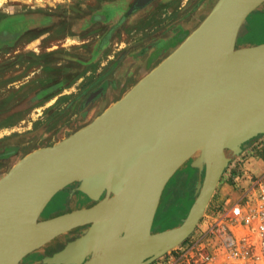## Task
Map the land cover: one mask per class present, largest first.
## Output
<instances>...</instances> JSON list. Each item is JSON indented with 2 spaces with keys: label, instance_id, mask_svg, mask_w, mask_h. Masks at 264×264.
Wrapping results in <instances>:
<instances>
[{
  "label": "water",
  "instance_id": "obj_1",
  "mask_svg": "<svg viewBox=\"0 0 264 264\" xmlns=\"http://www.w3.org/2000/svg\"><path fill=\"white\" fill-rule=\"evenodd\" d=\"M263 1L216 0L121 98L16 161L0 177V264H34L22 259L80 226H87L81 235L41 264H149L181 244L230 161L226 151L237 155L264 133V43L235 45L245 18ZM189 158L204 168L189 212L178 226L152 232L161 192ZM73 182L94 203L39 219Z\"/></svg>",
  "mask_w": 264,
  "mask_h": 264
},
{
  "label": "rangeland",
  "instance_id": "obj_2",
  "mask_svg": "<svg viewBox=\"0 0 264 264\" xmlns=\"http://www.w3.org/2000/svg\"><path fill=\"white\" fill-rule=\"evenodd\" d=\"M134 2L0 0V177L24 155L67 137L121 98L183 41L216 0H152L127 13ZM260 43L264 1L245 18L235 41L236 47ZM98 88L99 94L86 103ZM251 139L237 155L226 151L230 161L203 216L184 240L187 253L182 255L178 245L149 264H199L193 245L214 238L209 229L213 204L240 194L230 171L239 166L248 174L264 171V133ZM191 160L166 182L152 232L178 226L187 215L204 175V168L192 167ZM225 181L232 186L224 196L219 189ZM76 186L73 182L54 194L39 219L93 204ZM86 227L59 235L22 262L41 264L45 249L65 244Z\"/></svg>",
  "mask_w": 264,
  "mask_h": 264
},
{
  "label": "built area",
  "instance_id": "obj_3",
  "mask_svg": "<svg viewBox=\"0 0 264 264\" xmlns=\"http://www.w3.org/2000/svg\"><path fill=\"white\" fill-rule=\"evenodd\" d=\"M228 177L237 183L239 196L216 205L212 212V234L203 244L196 242L195 263L264 264V171L255 175L247 170H231ZM205 247H204V246ZM197 246V247H196ZM182 255L188 251L179 244Z\"/></svg>",
  "mask_w": 264,
  "mask_h": 264
},
{
  "label": "bare ground",
  "instance_id": "obj_4",
  "mask_svg": "<svg viewBox=\"0 0 264 264\" xmlns=\"http://www.w3.org/2000/svg\"><path fill=\"white\" fill-rule=\"evenodd\" d=\"M152 0H136V2H134V3H132V6L130 7V9L128 10V12L127 13H132L133 11H136V10H138V9H140V8H142V7H144V6H146L148 3H150ZM94 94H92L91 95V97L93 96ZM90 97V98H91ZM89 98V99H90ZM88 99V100H89ZM86 103H88V102H86ZM192 159H193V157H191ZM190 159V158H189ZM188 159V160H189ZM188 160H186V161H188ZM185 161V162H186ZM184 162V163H185ZM183 163V164H184ZM189 212V211H188ZM188 214V213H187Z\"/></svg>",
  "mask_w": 264,
  "mask_h": 264
},
{
  "label": "crops",
  "instance_id": "obj_5",
  "mask_svg": "<svg viewBox=\"0 0 264 264\" xmlns=\"http://www.w3.org/2000/svg\"><path fill=\"white\" fill-rule=\"evenodd\" d=\"M227 179H229L228 177H226ZM232 185H230V183H228L227 181H225L224 183H221V185H220V189H219V193H221L222 195H226L227 194V192L229 191V188L231 187ZM228 199V198H227ZM227 199H225V200H227ZM214 206H216L215 204H213ZM46 251H47V249H45L44 251H43V255L41 256V259L45 256V255H47L46 254ZM30 263H34V264H36V262H33V261H30Z\"/></svg>",
  "mask_w": 264,
  "mask_h": 264
},
{
  "label": "flooded vegetation",
  "instance_id": "obj_6",
  "mask_svg": "<svg viewBox=\"0 0 264 264\" xmlns=\"http://www.w3.org/2000/svg\"><path fill=\"white\" fill-rule=\"evenodd\" d=\"M55 247H56V246H51V248L47 249V252H50V255H51L53 252L59 250V249H57V248H55Z\"/></svg>",
  "mask_w": 264,
  "mask_h": 264
},
{
  "label": "trees",
  "instance_id": "obj_7",
  "mask_svg": "<svg viewBox=\"0 0 264 264\" xmlns=\"http://www.w3.org/2000/svg\"><path fill=\"white\" fill-rule=\"evenodd\" d=\"M259 135H260V134H259ZM257 136H258V135H257ZM257 136H256V137H257ZM253 138H255V137H253ZM253 138H252V139H253ZM252 139H251V140H252ZM63 245H64V244H58L55 248H57V249H61V248L63 247ZM46 254H47V255H50V252H47V251H46Z\"/></svg>",
  "mask_w": 264,
  "mask_h": 264
}]
</instances>
